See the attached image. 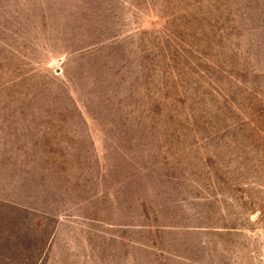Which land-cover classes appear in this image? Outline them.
Returning a JSON list of instances; mask_svg holds the SVG:
<instances>
[{"label":"rangeland","instance_id":"374dc122","mask_svg":"<svg viewBox=\"0 0 264 264\" xmlns=\"http://www.w3.org/2000/svg\"><path fill=\"white\" fill-rule=\"evenodd\" d=\"M0 264H264V0H0Z\"/></svg>","mask_w":264,"mask_h":264}]
</instances>
